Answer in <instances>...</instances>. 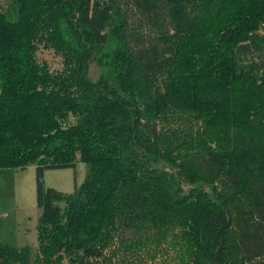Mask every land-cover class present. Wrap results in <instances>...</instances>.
Segmentation results:
<instances>
[{
    "label": "trees",
    "instance_id": "trees-1",
    "mask_svg": "<svg viewBox=\"0 0 264 264\" xmlns=\"http://www.w3.org/2000/svg\"><path fill=\"white\" fill-rule=\"evenodd\" d=\"M0 82V170L36 166L41 263L134 264L166 237L183 264H264V0H13ZM80 160L74 192L45 186ZM32 261L0 240V264Z\"/></svg>",
    "mask_w": 264,
    "mask_h": 264
},
{
    "label": "rangeland",
    "instance_id": "rangeland-1",
    "mask_svg": "<svg viewBox=\"0 0 264 264\" xmlns=\"http://www.w3.org/2000/svg\"><path fill=\"white\" fill-rule=\"evenodd\" d=\"M11 1L13 0H0V7L5 8ZM108 37V41L97 50L96 58L90 59L88 63L89 77L96 81L110 70L111 62L119 51V39L111 35ZM36 54L37 61L45 64L50 71L57 73L63 69L61 56L54 53L52 48L45 49L41 45ZM74 123H76L75 118L70 116L62 126ZM35 169V165H28L25 168L0 170V240L12 246L30 245L32 264H43L38 251L36 225L40 211L36 204ZM44 176L46 187L58 189L63 193L74 192L75 185H81L88 177V166L80 160L73 169H53L46 171ZM165 238L164 242L157 245L153 242L144 245V248L139 250V257L134 264H183L181 259L178 261L170 257L166 248L169 239Z\"/></svg>",
    "mask_w": 264,
    "mask_h": 264
}]
</instances>
